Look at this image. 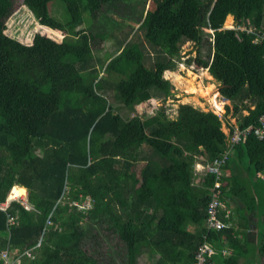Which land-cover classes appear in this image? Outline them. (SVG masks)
I'll use <instances>...</instances> for the list:
<instances>
[{
    "label": "trees",
    "instance_id": "1",
    "mask_svg": "<svg viewBox=\"0 0 264 264\" xmlns=\"http://www.w3.org/2000/svg\"><path fill=\"white\" fill-rule=\"evenodd\" d=\"M54 1L23 4L64 38L25 43L7 33L14 0H0V264H103L92 244L104 227L122 248L111 257L104 237L112 264H196L204 234L214 253L203 264H264V0H58L66 17ZM228 16L253 32L222 30ZM187 41L199 51L186 63L208 68L237 126H253L239 142L212 111L183 104L171 117L164 106L174 90L164 74ZM155 101L163 107L137 112ZM224 156L216 230L206 223L217 175L196 168ZM15 186L27 201L2 208Z\"/></svg>",
    "mask_w": 264,
    "mask_h": 264
},
{
    "label": "rangeland",
    "instance_id": "2",
    "mask_svg": "<svg viewBox=\"0 0 264 264\" xmlns=\"http://www.w3.org/2000/svg\"><path fill=\"white\" fill-rule=\"evenodd\" d=\"M54 5H57L58 10L57 13L61 14L59 16L66 17V12L63 7V5L58 1H54L50 4L49 9L51 12H54L55 10L52 9ZM153 4L149 2L147 5V9L152 8ZM213 8V5L212 7ZM54 14V13H53ZM13 15H15L16 18L9 19L7 21L8 30L7 33L9 35H14L16 29L18 32L14 36L20 37L25 43H30L32 40V37L40 33L42 35H46L48 37L53 38L54 40L60 42L64 38V33L60 31H52L46 27H43L41 24H39L38 20L34 17L31 11H29L26 6L23 4V0H14V12ZM16 24V25H15ZM90 24V20L87 17L86 18V25ZM264 27V22H263ZM15 28V29H14ZM222 30L225 31H233L235 30L239 34L243 32H253L251 28H246L245 25H238V22L234 19L233 16H228L227 19L224 22ZM204 37V46L201 48V52L203 55H207L210 52H212V48L214 50V30L210 29H204L203 32ZM264 38V33L258 34V37L255 39L257 41L258 39ZM109 45L108 42H104L103 48H107ZM199 46H196V44L192 41H187L183 43L180 49V55H181V62L177 63L175 62V68L171 71L165 72V78L171 81V83L174 85L173 90V96H170L166 100V105H164L166 108H168V111L170 113L171 117H175L177 114V109L179 105L183 104H190L194 106L197 109H200L202 111L208 112L212 111L213 113L219 115L222 119V126L223 131L226 133H230L228 129V125H233L234 130L239 129L237 126V117L234 116L233 113V101L228 100L224 98L220 93V85L216 81V79L211 75L208 68H198L195 65H189L186 63L189 59H195L198 56ZM211 54V53H210ZM193 75V76H192ZM154 101V100H152ZM152 101L148 102L151 103ZM216 101V102H215ZM146 105V107H143ZM154 107H147V102L142 103L141 105L137 106V112L141 111H148L152 112L154 109L163 107V104L161 101H155L153 104ZM227 108H229V113H227ZM243 115H247V111L242 112ZM229 122V123H228ZM199 171V168L197 169ZM201 171H208V167L205 166L202 168ZM25 193L18 197H10L11 200H22L27 201L28 198V191L26 188ZM7 206V202H6ZM81 207L84 206V208H92V203H84L80 205ZM103 232L101 231V235L104 236L109 242V238H112L110 242L111 246V257L113 256L115 259L119 257V255L122 252V248L120 247L119 243L116 240H113L115 238L114 232H109L106 227L101 228ZM105 234L108 236L106 237ZM104 237L96 241L92 244L93 248L95 250L99 248V252L101 250V256L104 257L103 259H106V247ZM117 239V238H116ZM100 246V247H99ZM87 245V249H88ZM86 249V248H85ZM140 262L142 264H151V259L147 256H142ZM12 264V263H11ZM19 264V262L17 263Z\"/></svg>",
    "mask_w": 264,
    "mask_h": 264
},
{
    "label": "built area",
    "instance_id": "3",
    "mask_svg": "<svg viewBox=\"0 0 264 264\" xmlns=\"http://www.w3.org/2000/svg\"><path fill=\"white\" fill-rule=\"evenodd\" d=\"M264 38L262 39H258L257 41H262ZM260 125L261 127L258 128V133H261L264 129V115H262L260 118ZM253 126H249L245 129H236L233 131H229V140L231 141V143H237L241 140L242 136H245L246 134L251 133V131L253 130ZM226 156H224L222 159H220L219 162L216 161V166L214 167H209L208 171L209 172H213L216 173L217 175V180L215 182V185L213 187V193L211 195L212 200L209 202V206H208V210H207V214L209 215V219L207 220V225L209 228H213L216 230H221L223 228H225V224L221 221H219L216 218V213H217V209L218 207L221 205V203H219L218 200V195L220 193V189L222 187V184L219 180L220 177V171H219V166L224 164L226 161ZM213 254V250L212 248L207 245V244H203L199 247V250L196 253V258H197V263L196 264H203L205 262V258L207 255ZM6 258V257H3ZM5 264H11L9 261H6Z\"/></svg>",
    "mask_w": 264,
    "mask_h": 264
},
{
    "label": "crops",
    "instance_id": "4",
    "mask_svg": "<svg viewBox=\"0 0 264 264\" xmlns=\"http://www.w3.org/2000/svg\"><path fill=\"white\" fill-rule=\"evenodd\" d=\"M230 131L231 129L228 127V129H227V131ZM226 133V132H225ZM227 135H228V133H226ZM201 167H203L202 166V164H198L197 165V168L196 169H198L199 168V172H202L201 171ZM197 171V170H196ZM198 172V171H197ZM228 174V173H227ZM230 174V173H229ZM19 188H24V187H20L19 186ZM12 191H13V189H12ZM11 195H12V193H11ZM13 200H11L10 202H12ZM10 202H8L7 201V203H10ZM231 213V211L230 210H228V212H227V215H229ZM249 220L251 221V228H250V233L251 234H254V236L255 235H257V233L261 230V220L257 217V215L256 214H254V213H251V215H249ZM207 224V223H206ZM227 225H228V227H230L231 225H232V222H229V223H226ZM117 238V239H116ZM115 240H118V237L115 235V238H114ZM119 241V240H118ZM208 242V240H207V236H205V234L203 235V241L201 242V244L199 245V247L201 246V245H203V244H207V245H209L210 247H211V245L209 244V243H207ZM105 247H106V251L109 249V246L107 245V243H106V245H105ZM212 248V247H211ZM213 253H214V251H213ZM223 253H224V255H230L231 254V252L230 251H227V250H224L223 251ZM102 258H104V257H102L101 256V251H100V256H99V259L102 261ZM106 258H107V260L106 259H103V264H112V260H111V257L107 254L106 255Z\"/></svg>",
    "mask_w": 264,
    "mask_h": 264
},
{
    "label": "bare ground",
    "instance_id": "5",
    "mask_svg": "<svg viewBox=\"0 0 264 264\" xmlns=\"http://www.w3.org/2000/svg\"><path fill=\"white\" fill-rule=\"evenodd\" d=\"M193 76V75H192ZM216 102V101H215ZM12 193V197H18L21 196L22 194L25 193V189L24 188H18V187H14Z\"/></svg>",
    "mask_w": 264,
    "mask_h": 264
},
{
    "label": "clouds",
    "instance_id": "6",
    "mask_svg": "<svg viewBox=\"0 0 264 264\" xmlns=\"http://www.w3.org/2000/svg\"><path fill=\"white\" fill-rule=\"evenodd\" d=\"M228 136H229V134H228ZM202 168H203V167H201V170H202ZM15 187H18V188H19V186H15ZM20 187H21V186H20ZM11 192H12V190H11ZM11 192H10V194H9V196H8V199H7L8 202L11 201V199H10V197H12ZM13 201H14V200H13ZM7 205H8V204H7ZM2 208L5 209V208H6V205H5L4 207H2Z\"/></svg>",
    "mask_w": 264,
    "mask_h": 264
}]
</instances>
